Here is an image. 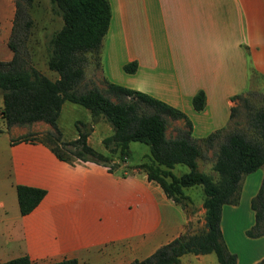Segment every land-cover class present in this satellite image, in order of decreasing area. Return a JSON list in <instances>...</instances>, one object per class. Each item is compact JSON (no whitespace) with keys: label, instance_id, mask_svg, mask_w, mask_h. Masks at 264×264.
<instances>
[{"label":"crops","instance_id":"1","mask_svg":"<svg viewBox=\"0 0 264 264\" xmlns=\"http://www.w3.org/2000/svg\"><path fill=\"white\" fill-rule=\"evenodd\" d=\"M108 2L100 77L180 109L191 122L192 136H204L228 122L230 107L237 102L231 95L251 85L262 89L264 0ZM5 3L10 9L8 0ZM10 27L7 15L0 18V43L7 45ZM30 60L39 70L48 68L45 51L42 66ZM132 60L135 70H123L122 65ZM197 90L204 93L199 110L191 103ZM174 120L181 126L182 119ZM33 122L30 127H7L0 115V261L25 254L33 263L75 257L77 264H128L185 229L189 215L142 169L131 167L130 173L120 176L91 160L59 159L40 141H11L49 128L44 121V126ZM96 122L99 119L91 125ZM111 131L107 122L101 131L105 134L93 128L86 140L91 144L90 136H95L101 143ZM62 135L75 137L76 129L70 136ZM263 173L264 165L245 173L237 203L221 206V235L227 249L235 253L236 264H251L264 256V234L248 237L244 233L254 220L249 200ZM18 183L45 189L24 214L17 205ZM180 260L218 264L213 252L183 253Z\"/></svg>","mask_w":264,"mask_h":264},{"label":"trees","instance_id":"2","mask_svg":"<svg viewBox=\"0 0 264 264\" xmlns=\"http://www.w3.org/2000/svg\"><path fill=\"white\" fill-rule=\"evenodd\" d=\"M50 10L61 18V25L45 35L46 64L57 72L50 79L30 60L26 40L32 18L29 9L32 0H13L14 10L7 46L8 59H0V115L7 127L25 125L41 120L48 123L44 131H29L15 140L40 141L49 146L62 160H91L107 165L108 170L118 159L128 155V143L140 141L149 152L133 165L145 171L148 179L155 180L167 197L183 209L190 200L182 188L200 184L203 191V226L196 231L184 229L169 241L156 247L142 258H133L128 264H190L183 263V253L213 252L218 264H236V255L227 249L219 227L221 206L237 203L241 178L245 173L264 165V83L258 104L237 93L232 98L242 102L245 109L244 127H228L237 105L230 107L228 122L201 137L191 134V122L178 108L146 92L130 88L104 77L101 86L84 84L88 63L99 67L102 39L106 33L110 6L108 0H48ZM136 62L128 61L123 70L132 72ZM79 104L87 109L90 121L106 120L111 133L101 138L106 152L92 147L86 140L87 124L76 120V136L64 138L57 125L63 101ZM193 108L204 105V93L197 90L191 98ZM180 118L173 136L165 134L167 119ZM84 127L80 129L77 123ZM91 125V123H90ZM210 150L213 178L198 169L197 157H205ZM183 163L188 169L174 174L170 168ZM18 210L29 212L41 199L45 189L18 183L15 185ZM249 205L253 223L245 229L249 237L264 234V173ZM0 264H77L75 257H63L44 263H33L27 255L10 257ZM251 264H264V256Z\"/></svg>","mask_w":264,"mask_h":264},{"label":"rangeland","instance_id":"3","mask_svg":"<svg viewBox=\"0 0 264 264\" xmlns=\"http://www.w3.org/2000/svg\"><path fill=\"white\" fill-rule=\"evenodd\" d=\"M8 3L10 5V9L9 7H7L5 0H0V18L7 15V21L8 23H10L13 16L14 4L13 0H8ZM29 13L32 18L33 26L30 28V34L26 40V46L29 50L31 59H36V64L42 66L43 54L45 51V35L52 32L53 30H56L60 26L61 18L58 14L53 13L50 10L48 0H32ZM9 57V47L4 43H0V59L5 60ZM40 70L50 78H54L57 75L55 71L48 69L46 66L44 68H40ZM100 78L99 67L95 66L93 61L88 63L85 67L83 83L90 84L91 82H94L95 84L101 86L102 84L100 82ZM242 95L247 97L252 104H258L260 100V90H257V88L252 85L249 86L248 89L242 93ZM236 105L237 109L234 112L233 116L230 118L228 127H244L245 109L242 105V102L239 100H237ZM166 119L167 123L165 134L167 136H173L180 124H178V122L174 119H170L168 117H166ZM76 120L83 121L87 124L85 128L88 130V133H90L93 128L98 129L100 132L106 129L107 122L104 119L100 118L99 122H96V126L95 124L90 125V123H94L95 121H90V116L86 108L70 101H63L57 118V124L61 128L63 134L70 136L74 133V128H76ZM33 123L34 125L37 124L38 126H44V122L42 121H36ZM77 126H79L80 129L84 128L79 122L77 123ZM28 127H30L29 124ZM44 130L46 129L37 131ZM4 131H6V129H4ZM100 134H105V132H101ZM90 138L93 139L90 144L92 147L99 151L106 152L104 147L102 146V143H100V141L96 142L95 136H90ZM148 152L149 149L146 143L140 141H130L128 143V155L118 159L117 166H115L110 171L120 176L123 175V172L130 173L131 167L142 160V158L145 157ZM205 154V157H197V167L198 169L210 174L213 178H216V172L211 167L212 156L210 155V150H207ZM187 169L188 167L185 164L175 163L170 168V171L174 174H179L186 171ZM182 190L190 198V200L186 202L185 208L183 209L185 213L190 217L189 221L185 223V229L191 232L196 231L203 226V211L202 206L199 203L201 197L203 196L201 185L194 184L184 186Z\"/></svg>","mask_w":264,"mask_h":264}]
</instances>
